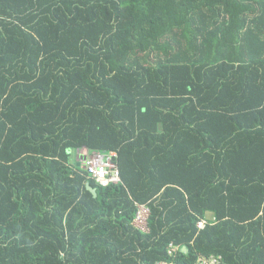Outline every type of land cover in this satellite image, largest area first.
<instances>
[{"label": "trees", "instance_id": "1", "mask_svg": "<svg viewBox=\"0 0 264 264\" xmlns=\"http://www.w3.org/2000/svg\"><path fill=\"white\" fill-rule=\"evenodd\" d=\"M212 255L264 264V0H0V264Z\"/></svg>", "mask_w": 264, "mask_h": 264}, {"label": "built area", "instance_id": "2", "mask_svg": "<svg viewBox=\"0 0 264 264\" xmlns=\"http://www.w3.org/2000/svg\"><path fill=\"white\" fill-rule=\"evenodd\" d=\"M117 152L108 153L94 152L87 155L85 168L89 175L100 185L109 186L111 184L122 183L121 171L117 162ZM137 212L133 219V225L139 230L146 232L149 230V218L151 209L148 204H137ZM206 219L198 221V228L204 229L207 224ZM175 245L171 244L169 253L174 254ZM153 264H174L172 261H159ZM195 264H228L224 261L222 255H212L209 257H200Z\"/></svg>", "mask_w": 264, "mask_h": 264}, {"label": "water", "instance_id": "3", "mask_svg": "<svg viewBox=\"0 0 264 264\" xmlns=\"http://www.w3.org/2000/svg\"><path fill=\"white\" fill-rule=\"evenodd\" d=\"M83 160H84V162H85L86 157H83ZM88 187H89V189L94 193V195L97 196V191H96V189L93 188V187H91V186H88ZM183 249H185V248H183Z\"/></svg>", "mask_w": 264, "mask_h": 264}, {"label": "crops", "instance_id": "4", "mask_svg": "<svg viewBox=\"0 0 264 264\" xmlns=\"http://www.w3.org/2000/svg\"><path fill=\"white\" fill-rule=\"evenodd\" d=\"M85 151H86V150L83 149V150H82V154H85ZM75 157H79V152H76ZM209 217L212 218L211 213L209 214Z\"/></svg>", "mask_w": 264, "mask_h": 264}, {"label": "rangeland", "instance_id": "5", "mask_svg": "<svg viewBox=\"0 0 264 264\" xmlns=\"http://www.w3.org/2000/svg\"><path fill=\"white\" fill-rule=\"evenodd\" d=\"M204 219L210 220L211 218L209 217V214H208L207 217H205Z\"/></svg>", "mask_w": 264, "mask_h": 264}, {"label": "clouds", "instance_id": "6", "mask_svg": "<svg viewBox=\"0 0 264 264\" xmlns=\"http://www.w3.org/2000/svg\"><path fill=\"white\" fill-rule=\"evenodd\" d=\"M201 219H204V218H201ZM207 220V219H206ZM207 222H209L208 220H207ZM198 224V223H197Z\"/></svg>", "mask_w": 264, "mask_h": 264}]
</instances>
